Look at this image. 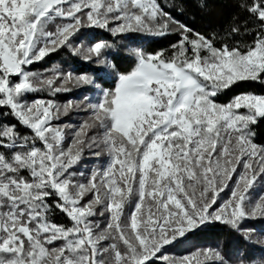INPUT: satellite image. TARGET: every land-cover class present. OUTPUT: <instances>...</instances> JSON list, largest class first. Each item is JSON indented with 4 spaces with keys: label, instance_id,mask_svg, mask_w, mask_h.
<instances>
[{
    "label": "snow or ice",
    "instance_id": "6c2138e0",
    "mask_svg": "<svg viewBox=\"0 0 264 264\" xmlns=\"http://www.w3.org/2000/svg\"><path fill=\"white\" fill-rule=\"evenodd\" d=\"M237 6L247 19L229 35L250 43L218 44L160 0H0V264H246L219 248L166 254L208 223L241 231L264 220V94L216 100L241 82L264 86V0ZM86 27L134 43L130 34L178 39L167 55L131 48L134 66L111 89L56 66L31 70L70 49L116 71L105 55L113 45H74ZM82 86L98 90L95 102L57 101ZM88 156L107 160L85 171Z\"/></svg>",
    "mask_w": 264,
    "mask_h": 264
},
{
    "label": "trees",
    "instance_id": "16d2710c",
    "mask_svg": "<svg viewBox=\"0 0 264 264\" xmlns=\"http://www.w3.org/2000/svg\"><path fill=\"white\" fill-rule=\"evenodd\" d=\"M207 3V8H201L200 4ZM160 3L177 20L187 24L194 30L206 36H216L217 43L227 41L228 43L246 44L250 43L252 36L249 33L229 35L230 29L237 23L243 25L247 19L246 14L237 4L238 0H160ZM183 3L184 11L179 12L173 5ZM254 28L255 26L252 25ZM136 36V42H132L125 36H112L111 33L91 27L81 29L73 40L74 45L87 48L95 42L105 41L112 48L105 51L108 60L115 64L116 71L110 68H102L92 62H86L82 57L74 55L70 49H62L50 54L44 60L31 66L33 71H44L56 66L64 71H71L74 74H88L96 79L97 84L111 89L115 86L118 73H126L132 69L131 48L142 47L146 52L163 51L166 55L171 52V45L177 42L178 36L175 33L164 37H152L146 34H130ZM253 92L264 94V86L255 82H241L230 89L221 92L216 100L218 103L227 104L233 97L241 93ZM84 96L97 99L98 90L94 86H82L71 92L58 94L56 99L60 103L68 100H82ZM85 114L79 113L77 119L73 115L65 118V123H79L84 119ZM255 142L264 145V120L256 125ZM107 157L97 160L88 156L81 168L85 171L92 167L102 165ZM264 190L263 185L256 189L257 192ZM223 199L228 198L227 191L221 194ZM223 201H220L222 203ZM130 209V208H129ZM57 222H65V217L57 216ZM241 231H236L228 225L219 222L208 223L201 228L189 232L185 237L180 238L174 244L167 246L166 253L172 257H183L205 248H219L227 259L235 262L244 259L246 264H260L264 261V220H246L241 224ZM244 230H254L252 239L245 238Z\"/></svg>",
    "mask_w": 264,
    "mask_h": 264
},
{
    "label": "rangeland",
    "instance_id": "374dc122",
    "mask_svg": "<svg viewBox=\"0 0 264 264\" xmlns=\"http://www.w3.org/2000/svg\"><path fill=\"white\" fill-rule=\"evenodd\" d=\"M77 101H79V100H77ZM92 102H94V100H92ZM78 116H79V113H74V114H73V118H74V119H77ZM84 116H85V115H84ZM84 118H85V117H84ZM70 123H72V122H70ZM263 187H264V185H263ZM129 208H130L129 210H131V206H130Z\"/></svg>",
    "mask_w": 264,
    "mask_h": 264
}]
</instances>
